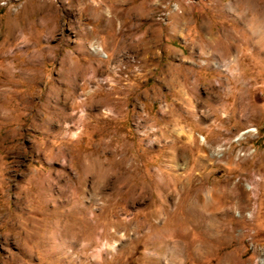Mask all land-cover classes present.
Instances as JSON below:
<instances>
[{
    "label": "rangeland",
    "instance_id": "1",
    "mask_svg": "<svg viewBox=\"0 0 264 264\" xmlns=\"http://www.w3.org/2000/svg\"><path fill=\"white\" fill-rule=\"evenodd\" d=\"M0 264H264V0H0Z\"/></svg>",
    "mask_w": 264,
    "mask_h": 264
}]
</instances>
